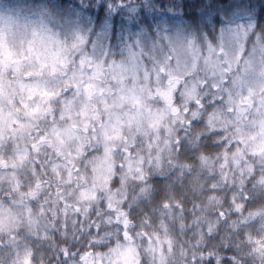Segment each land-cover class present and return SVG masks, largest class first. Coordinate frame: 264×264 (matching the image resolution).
<instances>
[{
  "label": "clouds",
  "instance_id": "obj_1",
  "mask_svg": "<svg viewBox=\"0 0 264 264\" xmlns=\"http://www.w3.org/2000/svg\"><path fill=\"white\" fill-rule=\"evenodd\" d=\"M0 264H264V0H0Z\"/></svg>",
  "mask_w": 264,
  "mask_h": 264
}]
</instances>
